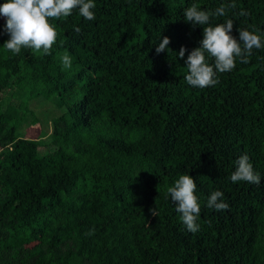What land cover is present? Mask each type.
<instances>
[{
	"label": "trees",
	"instance_id": "1",
	"mask_svg": "<svg viewBox=\"0 0 264 264\" xmlns=\"http://www.w3.org/2000/svg\"><path fill=\"white\" fill-rule=\"evenodd\" d=\"M94 2L95 20L76 9L51 21L59 35L50 54H13L0 35V264H264V48L218 73L215 86L194 88L184 61L203 27L185 22L184 9L231 0ZM235 3L212 23L232 19L237 37V28L264 32V0ZM164 36L170 44L157 54ZM8 89L18 107L1 106ZM38 96L65 109L44 155L36 139L17 137ZM245 153L259 185L230 180ZM182 174L197 185L196 233L167 196ZM216 190L228 210L206 206Z\"/></svg>",
	"mask_w": 264,
	"mask_h": 264
},
{
	"label": "clouds",
	"instance_id": "2",
	"mask_svg": "<svg viewBox=\"0 0 264 264\" xmlns=\"http://www.w3.org/2000/svg\"><path fill=\"white\" fill-rule=\"evenodd\" d=\"M96 5L94 0H5L0 4V17L5 23L0 35H7L3 48L13 54H20L22 49H32L35 52L50 54L57 42L58 32L52 20L68 17L73 10L78 9L79 15L85 20H95ZM236 8L235 0L221 4L215 10L202 9L193 3L184 9V20L193 28L203 27V39L199 47L190 52L181 47L176 53L179 59H184L188 52L185 65L188 70L185 80L194 88H206L219 83L218 73L232 71L237 60L248 63L254 49L264 48V32L259 29L237 28L238 37L233 35L234 21L226 18L222 23L213 24V18L227 17ZM239 15L246 12L241 10ZM73 31L80 33L79 27L73 26ZM170 38L164 36L155 48L157 54L167 50ZM211 58V62L209 60ZM63 69L72 68V57L64 54L60 57ZM233 183L240 181L259 185L261 175L257 172L245 153L235 161V170L230 176ZM197 185L189 174H182L173 186L167 188V196L176 205V211L181 214L180 219L187 230L196 233L200 229L197 223L201 212L199 198L195 194ZM206 206L216 211L228 210L229 205L224 200V193L216 190L211 192ZM151 216H156L155 207L148 209Z\"/></svg>",
	"mask_w": 264,
	"mask_h": 264
},
{
	"label": "rangeland",
	"instance_id": "3",
	"mask_svg": "<svg viewBox=\"0 0 264 264\" xmlns=\"http://www.w3.org/2000/svg\"><path fill=\"white\" fill-rule=\"evenodd\" d=\"M3 19V17H1ZM10 98L9 100H7ZM2 107L10 108L9 103H14L17 107L21 103V99L15 95L13 89L4 91ZM9 102V103H8ZM64 108L59 106L56 98L46 99L43 96H38L29 99L27 103V112L24 113L17 137L36 139L39 141V152L41 155L50 153L55 150L52 144L51 134L54 130V119L64 112ZM15 111H17L15 109ZM20 114V111H18ZM0 147V151H1Z\"/></svg>",
	"mask_w": 264,
	"mask_h": 264
}]
</instances>
